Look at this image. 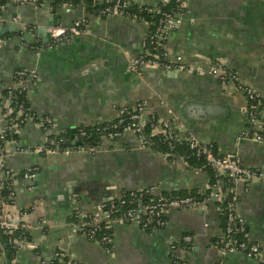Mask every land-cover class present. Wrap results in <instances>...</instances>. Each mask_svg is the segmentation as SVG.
I'll use <instances>...</instances> for the list:
<instances>
[{"label":"crops","instance_id":"crops-1","mask_svg":"<svg viewBox=\"0 0 264 264\" xmlns=\"http://www.w3.org/2000/svg\"><path fill=\"white\" fill-rule=\"evenodd\" d=\"M129 1L156 8L165 0ZM186 6L165 42L169 55H182L190 64L220 60L264 94V0H186ZM88 12L83 3L56 0L10 2L0 9V98L14 85L17 70L36 69L39 78L25 81L30 109L52 122L45 132L29 119L18 140L5 145L7 168L16 173L38 168L33 188L23 176L13 180L9 209L29 233V242L15 255L18 264H53L57 250L80 264H172V244L186 245L182 256L190 264H262L240 251L222 254L217 246L224 228L223 196L211 188V172L143 146L134 129H126L116 142L105 140L96 152H39L49 135L78 139L79 127L114 122L143 101L145 122L169 119L182 134L237 154L246 167L264 172V145L241 137L249 128L243 93L206 73L159 66H148L142 74L130 70L128 62L142 52L149 24ZM75 21H83L86 31L70 42L50 44L49 26ZM11 103L0 101V134L8 122L4 107ZM260 121L264 125V106ZM151 186L156 194L209 190L207 208L171 210L165 227L151 232L116 220L110 250L73 227L75 210L90 213L99 202ZM236 190L237 213L264 253V179L240 183ZM187 235L192 236L189 244ZM0 264H7L4 253Z\"/></svg>","mask_w":264,"mask_h":264},{"label":"built area","instance_id":"built-area-1","mask_svg":"<svg viewBox=\"0 0 264 264\" xmlns=\"http://www.w3.org/2000/svg\"><path fill=\"white\" fill-rule=\"evenodd\" d=\"M178 1L181 8L180 10L183 11L186 9L187 11L186 1ZM10 2L37 5L39 0H10ZM105 3H107L105 8L99 10L98 13L92 14L99 17L116 14L128 16L134 20H140L136 14L131 15L125 13L126 8L130 5L128 0H105ZM183 15L184 14L182 13H177L175 15L165 14L159 19L155 32L144 38L142 42V52L129 60L128 66L130 70L142 74L148 66H159L166 70L206 73L215 76L218 80L224 83H227V81L230 80L233 88L238 92L243 93L246 97L245 114L249 128L243 132L241 137H247L252 141L264 145V125L260 121L259 116V110L264 100V94L257 90L253 85L244 83L235 70L220 60H208L204 63L190 64L187 63L182 55H176L173 57L169 55L164 40L167 38L170 29L180 23ZM84 31H86V25L83 21H75L68 26H49L48 33L51 37L50 44L70 42L74 36ZM15 77L18 79L16 78L14 85L8 87L10 99L15 95L16 90L19 94L28 92L29 87L25 81L37 80L39 75L36 69H19L16 71L14 78ZM145 107L146 103L140 101L132 108L131 112L126 109L125 112H129L127 113V118L130 119L126 128L124 130L110 131L108 136L112 138H121L124 131L131 128L137 132L143 146L152 148L148 138L142 131V126L148 122H145L143 118ZM18 112L19 113L16 117L8 120L5 131L0 134V230H3L7 235L12 237L10 242L19 250L29 242L28 234L26 235L27 226L21 218L15 217L12 214L9 209L11 204L5 201L2 189L5 186L11 188L13 186V180L18 176H23L25 179L29 180L31 182L30 188H33V182L37 176L38 168L31 167L28 170L16 173L7 168L4 164L3 156L5 145L8 141L5 138L4 133L7 130H13L14 132L18 131L17 128L13 129V122H27L29 119H33L32 115H29L26 112L24 113L22 110ZM21 115H23V117H20ZM124 120H126V117L123 116L120 119V123ZM36 122L40 123L42 129L46 131L51 119L45 117ZM105 129H107V127H105ZM151 132L152 135H156L163 139V141L167 142L168 151L164 154L168 157L170 155L175 158L179 157L173 151L175 149V144L178 142H186L188 148L197 157H203L206 160L207 165L216 175V190L221 191L219 183L222 182L223 179H227L231 182L230 188L228 189L231 196L226 202V229L222 233L221 238H219L217 246L220 248L222 254L240 251L251 258L258 259L264 264V253L261 244L251 239V234L246 222L237 213L239 195L236 190V187L240 183L250 182L253 179H264V172L246 167L237 154L221 153L212 143L201 142L192 134H182L178 131V127L174 122L169 119L157 118V120L151 122ZM98 148L100 147H87L85 149L96 152ZM42 149H44V146L40 148L39 152ZM70 150L76 149H74V147H69L64 151ZM58 151H60L58 148L48 150V152L52 153ZM181 158L187 161L184 157ZM144 190L157 195V198H152L150 202L143 201L142 195L136 192H142ZM156 190L157 189L154 186L139 190H129L128 192L131 199L136 201V203L118 216L115 215V212L117 211L115 199L120 200L121 203H125V200L123 199L124 193L119 197L111 198L108 201L99 202L90 213L75 210L77 221L73 222V227L77 230L78 235H85L86 237L89 235L95 237V231L83 230L85 227L96 228L99 224L104 223L105 228L113 230L116 220L138 223L140 227L146 231L150 229L151 231H157L165 227L167 214L171 210L207 208L206 200H197L193 197L166 198L161 194H156ZM18 230H23V232L16 236L15 233ZM237 234L241 235L242 238L238 239L236 236ZM96 241L105 246L106 243L111 244L112 237L104 235L100 241ZM184 241L186 244L191 243L192 236H185ZM105 247L107 248V246ZM182 248H185V246L172 244V264H190L189 261L182 256ZM2 249L3 247L0 243V255L3 254ZM107 249L110 250L111 248ZM56 255L62 254L56 253ZM9 264H18L15 256L11 258ZM67 264H71L70 260H68Z\"/></svg>","mask_w":264,"mask_h":264},{"label":"trees","instance_id":"trees-1","mask_svg":"<svg viewBox=\"0 0 264 264\" xmlns=\"http://www.w3.org/2000/svg\"><path fill=\"white\" fill-rule=\"evenodd\" d=\"M42 1L43 0H39L37 5L42 4ZM56 2L62 3V4H69L71 6H74L79 3H83L87 6L90 14L98 13L99 10L107 6V3H105V0H56ZM8 3H10V0H0V9L2 8L3 5H6ZM15 3H19V2H15ZM129 4L130 5L128 8H126L125 13L131 14V15L136 14L137 17L140 18V20H145L150 26L148 35L153 34L155 32V29L159 23V19L163 17L165 14L175 15L177 13L185 14L187 12L186 9L183 11L180 10L181 8H180L178 0L164 1L162 4H160L156 8H152L150 6H146L138 2L129 1ZM102 17H105V16H102ZM167 38L164 40V42H166ZM16 78L17 77H15V80ZM227 83L231 85L232 82L228 80ZM7 99H10L8 89L5 92V99L0 98V101H2V104L4 105ZM11 100H12L11 105L9 107H4V110L7 113L6 116L8 120L16 117L19 113L18 111L20 110L24 111V113L26 112L29 115H32L35 121H39L40 119L47 117V116H38L33 110L30 109L29 101L27 98V92L19 94L16 90L15 95L11 97ZM263 106H264V100L260 106V112ZM127 110L131 112L132 108L127 109ZM260 112H259V116H260ZM127 113L129 112L124 111L123 114L114 122H103V123L95 124L90 127H79L78 132H77L79 134V136H77L78 139H76V137L72 138L65 134L49 135L48 140L46 144L44 145V149H42L40 152L46 153L48 152V150H53L56 148H58L60 151H64L69 147H74V149H79V148L81 149V148H87V147L97 148V147H101L105 140L116 142L119 138L109 137L108 133L110 131L124 130L126 128L127 123L130 121V119L127 118L128 117ZM123 116L126 117V120L120 123V119ZM20 117H23V115H21ZM153 118L155 119L151 118L146 124L142 126L143 134L148 138L150 145L152 146L153 149L158 150L162 153H167L168 151L167 142L163 141V139H161L160 137L156 135H152L151 122H153L154 120H157V117H153ZM13 124H14L13 129L17 128L19 130L26 124V121L24 122L16 121V122H13ZM51 125H52V122L48 124L47 130L51 127ZM105 127H107V129H105ZM17 132H14L13 130L12 131L7 130L4 133V136L7 140H18ZM173 151L178 156H181L187 159V162L190 164V166L196 167V168H204L205 170H209L211 172V183H210L211 188L212 187L214 188L216 186L217 178H216L214 171L207 165L206 160L203 157H197L188 148V145L186 142L176 143L175 149ZM169 158L174 159L175 157L170 155ZM230 185H231V182L228 181L227 179H223L222 182L219 183V186L222 191V196H223V200H222L223 202L222 211L224 215L223 232L226 229V222H227L226 202L227 200L230 199V196H231V193L228 191V189L230 188ZM13 193H14L13 187L9 188L5 186L2 189V194L5 196V201L8 202L9 204L14 202L12 198L14 195ZM136 193L141 194L143 201L145 202H150L152 198H157V195L151 194L147 192V190H144L142 192L138 191ZM208 194H209V190H207L206 192H202V193L181 192L177 194L173 193V194H161V195L165 196L166 198L193 197L194 199H197V200H207L208 201V198H209ZM123 199L125 200V203H121L120 200L115 199L116 208H117V211L115 212L116 216L121 215L124 211H126L128 208H130L136 203V201L131 199V196L129 195L128 191L124 192ZM70 220L72 221V223L77 221L76 211L73 212V215L70 218ZM166 220H167V217H166ZM83 230H88V231L94 230L95 231V237H92L90 235L87 237L89 240H92V241H96V240L100 241L104 235L113 237V230L105 228L104 223L99 224V226L96 228L85 227ZM147 231L151 232V229ZM22 232L23 230H18L15 233V235L18 236V234H21ZM27 234L29 238V233L26 232V235ZM221 235L215 240L216 244L219 238H221ZM236 236L238 239L242 238V236L239 234H237ZM11 238L12 237L7 235L3 230H0V243L2 244V247H3L2 252L7 257V264H9L11 258L14 257L18 251V249L15 248L10 242ZM182 245L186 247L185 244H182ZM105 246H107V248H111L110 243H106ZM56 253H59L62 255H56ZM68 260H70L71 264H80L78 261L74 260L72 257H70L67 253H65L62 250H57L54 253L53 264H67Z\"/></svg>","mask_w":264,"mask_h":264},{"label":"water","instance_id":"water-1","mask_svg":"<svg viewBox=\"0 0 264 264\" xmlns=\"http://www.w3.org/2000/svg\"><path fill=\"white\" fill-rule=\"evenodd\" d=\"M260 111V110H259Z\"/></svg>","mask_w":264,"mask_h":264}]
</instances>
